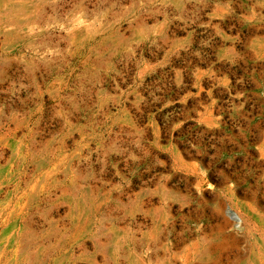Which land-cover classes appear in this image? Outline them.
<instances>
[{"label":"rangeland","instance_id":"obj_1","mask_svg":"<svg viewBox=\"0 0 264 264\" xmlns=\"http://www.w3.org/2000/svg\"><path fill=\"white\" fill-rule=\"evenodd\" d=\"M137 3L0 0V264H264V135L144 125Z\"/></svg>","mask_w":264,"mask_h":264},{"label":"crops","instance_id":"obj_2","mask_svg":"<svg viewBox=\"0 0 264 264\" xmlns=\"http://www.w3.org/2000/svg\"><path fill=\"white\" fill-rule=\"evenodd\" d=\"M136 6L118 36L142 66L130 95L146 98L141 112L142 103L155 105V121L144 125L192 147L243 150L261 142L264 0H139ZM143 22L153 28L134 33Z\"/></svg>","mask_w":264,"mask_h":264}]
</instances>
